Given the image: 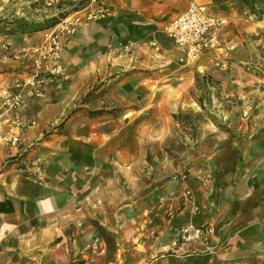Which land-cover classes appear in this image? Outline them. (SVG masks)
I'll list each match as a JSON object with an SVG mask.
<instances>
[{
  "label": "crops",
  "instance_id": "crops-1",
  "mask_svg": "<svg viewBox=\"0 0 264 264\" xmlns=\"http://www.w3.org/2000/svg\"><path fill=\"white\" fill-rule=\"evenodd\" d=\"M196 1L226 19L216 53L227 70L207 58L179 63L163 26L187 0H109L111 17L63 38L61 74L41 94L23 88L19 123H10L17 143L0 132V264H69L94 240L104 247L86 255L96 264H264V0H254L258 16L242 0ZM39 38L0 40L19 48ZM204 72H214L208 88ZM200 96L222 98L209 109L217 119L196 105ZM170 113L191 122L172 123ZM175 126L200 148L190 174L157 187L156 205L175 212L150 236L137 211L155 194L146 150ZM189 223L211 232L182 241Z\"/></svg>",
  "mask_w": 264,
  "mask_h": 264
},
{
  "label": "rangeland",
  "instance_id": "rangeland-1",
  "mask_svg": "<svg viewBox=\"0 0 264 264\" xmlns=\"http://www.w3.org/2000/svg\"><path fill=\"white\" fill-rule=\"evenodd\" d=\"M242 1L247 4L249 9H251L252 14L258 16L257 12L260 10L259 3H255L254 0ZM63 15L64 13L62 12L44 9L42 6V0H0V39H5L7 36L16 34L38 35V37L40 36L37 43L28 44L26 46L24 45L22 47L18 46L19 48H14V44L3 43L2 40H0V132H2L3 135L5 134L4 136L7 137L11 144H13L11 138L14 133H18L19 136V129H11L10 123L13 122L15 117H17L16 114L17 110L21 106L22 97L20 105L16 109L9 108V102L11 100L9 88L11 87L16 76H18V81L14 82L15 84L21 83L17 88H20V93H22L24 90L23 88L28 86L24 82V77L26 74L30 73V65L28 64L25 68L24 65L26 64H22L20 63L19 59L14 58L13 52H17L18 50L29 46L40 45L42 43L44 33L47 32L49 28H51L57 21H59ZM253 40L255 39L250 41L253 42ZM122 52L126 54V52L130 53L131 51L124 45ZM157 52H159V49L153 54H146L147 59L160 58L161 56ZM214 54H218L219 59L226 63V59L221 58V54L219 52H215ZM227 69L220 70L224 71ZM213 73L214 72H204V83L201 84H203L205 88L209 87L208 83L206 84L205 82V78H208L207 82H210V78L212 77ZM198 75H202V73L198 72ZM262 84H264V82H262ZM221 100V97L216 99L215 97L212 98L200 96L196 98V105L199 106L204 114L208 115L210 118H213L212 120H215L218 118V114L215 115L214 112H210L209 109H211L212 106H219V101ZM168 116L172 123H175L176 121H184L185 123L191 122L189 119H187V115L185 114L170 113ZM194 124L195 121L190 125L193 134L195 130ZM19 126L23 128L21 123ZM190 131L191 130L188 128H183L180 130V127L175 126L173 130V136L169 140L161 145L157 144L147 147L145 160L147 167L149 168V173L147 176H145V179L150 183L149 185L151 191L153 190L155 194L151 195L150 202H153L154 204L152 203L149 209L145 211L137 210L139 212L138 214L143 212L142 218L147 219L145 223H142L143 225L140 227V232L148 230L150 232V236H159L161 233L158 231V229L152 228L157 224V222H160L162 226L166 224L168 219L175 212L174 209H171L169 205H166L165 208L162 206V209L159 208V205H156L155 201L157 187L171 180L178 181L179 179L191 173L192 167L195 166V163L194 161L189 162V155L198 153L200 147L197 145H193L191 147L189 141L184 139L185 134H189ZM3 135L2 138L4 137ZM0 166H2V164ZM139 220H141V216ZM96 224L98 225V223ZM95 229L99 233L106 232L104 227H102L100 230L97 227H95ZM140 238L141 237L137 238L135 243H139ZM100 244L101 243L96 240L90 242L84 249L85 254H82L83 257L79 260L74 258L69 264H83L84 262H87V264H96L92 256L86 255L88 253H90V255H100L103 253L104 247H102ZM151 261L152 260H147L143 264H149Z\"/></svg>",
  "mask_w": 264,
  "mask_h": 264
},
{
  "label": "built area",
  "instance_id": "built-area-1",
  "mask_svg": "<svg viewBox=\"0 0 264 264\" xmlns=\"http://www.w3.org/2000/svg\"><path fill=\"white\" fill-rule=\"evenodd\" d=\"M187 1L186 8L163 26L164 34L180 52L179 63L194 65L207 58L213 69H227L228 65L219 59L218 54H214L219 49V32L226 19L213 14L207 4ZM42 6L64 15L44 33L40 45L13 52L14 58L27 61L30 65V73L25 75L24 82L37 94L43 92L45 82L55 79L62 72L60 53L63 38L74 34L79 27L107 19L114 13L109 0H42ZM21 97L20 91L11 94L9 108L16 109ZM13 121L18 123L17 117ZM11 139L12 142L18 141V133H14ZM208 232L211 228L207 225L189 223L180 228V240L188 242L203 238ZM149 264L155 263L151 261Z\"/></svg>",
  "mask_w": 264,
  "mask_h": 264
},
{
  "label": "trees",
  "instance_id": "trees-1",
  "mask_svg": "<svg viewBox=\"0 0 264 264\" xmlns=\"http://www.w3.org/2000/svg\"><path fill=\"white\" fill-rule=\"evenodd\" d=\"M244 1H249V0H244Z\"/></svg>",
  "mask_w": 264,
  "mask_h": 264
}]
</instances>
